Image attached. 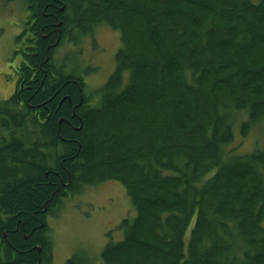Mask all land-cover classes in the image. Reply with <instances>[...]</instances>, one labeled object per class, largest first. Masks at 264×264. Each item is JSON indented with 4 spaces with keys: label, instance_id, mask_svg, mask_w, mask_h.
Returning <instances> with one entry per match:
<instances>
[{
    "label": "trees",
    "instance_id": "16d2710c",
    "mask_svg": "<svg viewBox=\"0 0 264 264\" xmlns=\"http://www.w3.org/2000/svg\"><path fill=\"white\" fill-rule=\"evenodd\" d=\"M21 1L24 103L0 101V264H54L46 214L107 181L134 215L103 264H264V149L231 147L237 123L241 139L264 124V0ZM99 26L120 46L90 99L54 52Z\"/></svg>",
    "mask_w": 264,
    "mask_h": 264
},
{
    "label": "rangeland",
    "instance_id": "374dc122",
    "mask_svg": "<svg viewBox=\"0 0 264 264\" xmlns=\"http://www.w3.org/2000/svg\"><path fill=\"white\" fill-rule=\"evenodd\" d=\"M256 2L258 0L253 1ZM27 18L23 1L4 3L0 0V101L9 98L15 82L13 71L19 54L16 52L19 42L16 43L15 39L22 33ZM119 46V32L99 26L91 36L83 37L80 45L64 43L59 46L54 52V60L63 71L80 72L79 76L86 83L84 92L91 99L96 97V90L113 72ZM73 63L78 66L75 68ZM243 118L244 115L239 120ZM237 124L236 138L231 145L236 152L264 149V124L255 126L244 139L239 137ZM57 207L56 215L48 216L46 220L53 228L50 237L54 243V264H64L81 251L82 257L85 255L84 264H103L99 259L102 248L108 241L119 238L120 233L115 228L121 220L134 215L125 189L117 181L70 193Z\"/></svg>",
    "mask_w": 264,
    "mask_h": 264
},
{
    "label": "flooded vegetation",
    "instance_id": "af4514ba",
    "mask_svg": "<svg viewBox=\"0 0 264 264\" xmlns=\"http://www.w3.org/2000/svg\"><path fill=\"white\" fill-rule=\"evenodd\" d=\"M28 22H29L28 19H26L24 21V23H23L24 24V27H23V30H22V32H24L25 34H27V36H29L31 34V29H30V26L31 25ZM27 47H28V44L26 42V38H23L22 41L17 44L16 52L19 53V54L16 55L17 58H18V60H17V64H16V66L14 68V71H13L14 74H15V82H14V85L15 86L14 85L11 86L12 91H11L10 96L8 98V99H10V98H12L14 96H17L18 97V102H19L20 105H22L24 103V101L22 100V97H21V91H22V89H24V84L21 83L19 85V87H17V82H18V80L20 78V75H21V73L19 71V67H21V63H23L24 60H25L23 54H26L28 52V51L25 50ZM82 83H83V89H85V84L86 83H85V80H84L83 77H82ZM27 89H29V87H27ZM79 92H80V97H81L83 95L82 88H79ZM85 96H86V94H85ZM57 208L58 207L55 206L52 211H50V212H48V214H46V218H45V224H46V230L45 231H47V238H48V241H49V244H50L49 248H50V253H51L52 259H53V250H54V243H53L52 238L50 237V231H51V228L52 227L47 223L46 220H47V217L48 216H55L56 215ZM9 218L10 217L8 215H6L4 212H1L0 213V220L2 222L3 221H6ZM9 234L10 235L12 234V229H10V228L9 229H6V230H1L0 231V255L1 256L4 255L5 250H7L6 242L8 241V235ZM77 253H79V252H77ZM81 253H82V251H81ZM81 253H79L80 257L82 256ZM83 257L85 258V255L84 254H83Z\"/></svg>",
    "mask_w": 264,
    "mask_h": 264
},
{
    "label": "bare ground",
    "instance_id": "6f19581e",
    "mask_svg": "<svg viewBox=\"0 0 264 264\" xmlns=\"http://www.w3.org/2000/svg\"><path fill=\"white\" fill-rule=\"evenodd\" d=\"M64 53V52H63ZM70 258V257H69Z\"/></svg>",
    "mask_w": 264,
    "mask_h": 264
}]
</instances>
